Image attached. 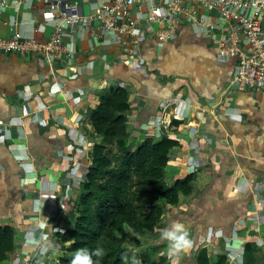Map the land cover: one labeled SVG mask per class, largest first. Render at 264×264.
Here are the masks:
<instances>
[{
    "label": "crops",
    "instance_id": "1",
    "mask_svg": "<svg viewBox=\"0 0 264 264\" xmlns=\"http://www.w3.org/2000/svg\"><path fill=\"white\" fill-rule=\"evenodd\" d=\"M5 1L0 37H51L58 20L47 4L51 0ZM78 1L88 15L104 0ZM65 32L63 41L72 50L68 64L0 54V226H13L17 236L6 264L44 261L37 255L40 247L26 244L29 233L46 238L42 244L51 260L45 264L66 253L68 244L55 230L71 228L93 145L100 142L88 115L98 92L113 85L129 93L131 149L146 138L176 140L166 182L196 175L194 192L168 206L152 233L148 245L156 260L160 251L163 264H195L198 251L206 249L213 262L225 255L226 264H243L244 246L252 243L255 264H264V89H228L235 59L220 58L215 37L196 26L183 25L160 46L152 34L142 38L143 68L94 26L73 25ZM74 162L78 170L72 175ZM175 221L185 224L193 242L179 257L168 254L160 237Z\"/></svg>",
    "mask_w": 264,
    "mask_h": 264
},
{
    "label": "trees",
    "instance_id": "2",
    "mask_svg": "<svg viewBox=\"0 0 264 264\" xmlns=\"http://www.w3.org/2000/svg\"><path fill=\"white\" fill-rule=\"evenodd\" d=\"M128 95V90L118 85L100 90L98 103L88 115L100 142L93 145L71 228L59 235L68 244L66 253L58 258L60 264H70L74 252L82 248L102 249L101 257H93L99 264H163L165 259L155 260L152 249L134 256L123 244L124 229L138 237L152 234L167 207L177 205L180 195L194 192V173L171 184L166 182V166L170 151L178 146L176 140L146 138L131 149ZM16 241L13 226H0V264H6ZM256 249L252 243L245 244L243 264H255ZM195 264H226V256L220 255L213 262L207 250L201 249Z\"/></svg>",
    "mask_w": 264,
    "mask_h": 264
},
{
    "label": "built area",
    "instance_id": "3",
    "mask_svg": "<svg viewBox=\"0 0 264 264\" xmlns=\"http://www.w3.org/2000/svg\"><path fill=\"white\" fill-rule=\"evenodd\" d=\"M47 4L58 14L51 37L44 42L25 38L20 33L0 37V54H34L68 64L72 50L63 41L65 29L73 25L94 26L106 41L125 49L123 57L143 68V62L139 61L142 38L152 34L160 46L170 42L183 25H192L199 33L215 37L220 58L235 59L228 89H264V0H104L88 15L82 13L78 0H51ZM5 6L6 1L0 0V10ZM134 9L138 16L134 15ZM213 14L217 15L216 21L211 19ZM77 170L74 162L70 173L75 175ZM55 232L61 235L65 230ZM37 255L44 259L38 260V264L51 260L48 248ZM54 262L59 264L57 258Z\"/></svg>",
    "mask_w": 264,
    "mask_h": 264
},
{
    "label": "clouds",
    "instance_id": "4",
    "mask_svg": "<svg viewBox=\"0 0 264 264\" xmlns=\"http://www.w3.org/2000/svg\"><path fill=\"white\" fill-rule=\"evenodd\" d=\"M160 237L167 241L168 254L172 257H179L181 253L189 251L193 245L189 230L184 223L179 221H175L162 229ZM45 239L43 236L36 239L32 233H29L26 237V244L40 247L41 251H47V245L42 244ZM102 255L103 251L100 248L91 251L86 248L78 249L74 252L70 264H99L98 260H94L93 257H101Z\"/></svg>",
    "mask_w": 264,
    "mask_h": 264
},
{
    "label": "rangeland",
    "instance_id": "5",
    "mask_svg": "<svg viewBox=\"0 0 264 264\" xmlns=\"http://www.w3.org/2000/svg\"><path fill=\"white\" fill-rule=\"evenodd\" d=\"M111 151H113V149H111ZM161 227V225L159 224L158 225V228ZM154 239V234H146V235H143L141 237H138V236H135L133 235L128 228H125L124 229V232L122 234V241H123V244L132 250L133 252V255L134 256H137L138 254L140 253H150V250L151 248L149 247L152 243ZM150 243V245H148ZM156 256V252L154 250V257ZM158 258H164L162 255H161V252L159 251L158 255H157ZM165 259V258H164ZM155 260H156V257H155ZM161 260V259H160ZM136 261V259H135ZM137 262V261H136ZM138 263V262H137ZM170 263V262H169ZM171 264V263H170Z\"/></svg>",
    "mask_w": 264,
    "mask_h": 264
}]
</instances>
